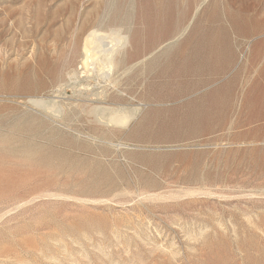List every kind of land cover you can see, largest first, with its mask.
Wrapping results in <instances>:
<instances>
[{"label":"rangeland","instance_id":"rangeland-1","mask_svg":"<svg viewBox=\"0 0 264 264\" xmlns=\"http://www.w3.org/2000/svg\"><path fill=\"white\" fill-rule=\"evenodd\" d=\"M0 264H264V0H0Z\"/></svg>","mask_w":264,"mask_h":264},{"label":"bare ground","instance_id":"bare-ground-1","mask_svg":"<svg viewBox=\"0 0 264 264\" xmlns=\"http://www.w3.org/2000/svg\"><path fill=\"white\" fill-rule=\"evenodd\" d=\"M98 32V30L92 31L84 40L79 56L80 67L77 66V69L70 73V79L85 77L86 79L97 78L107 82L111 81L115 68L117 67L116 55L125 47L128 40L126 37H122L121 34L101 37L100 32ZM107 39L110 41L105 42ZM112 83L115 84L114 82ZM118 98L123 100L122 97ZM104 115L108 123H111L114 127L125 128L133 119L134 112L132 113L121 108L117 110L111 109L105 112Z\"/></svg>","mask_w":264,"mask_h":264}]
</instances>
